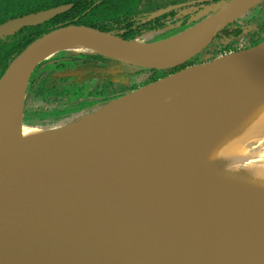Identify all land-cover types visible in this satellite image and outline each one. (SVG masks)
<instances>
[{
  "label": "bare ground",
  "instance_id": "obj_1",
  "mask_svg": "<svg viewBox=\"0 0 264 264\" xmlns=\"http://www.w3.org/2000/svg\"><path fill=\"white\" fill-rule=\"evenodd\" d=\"M213 21L214 17H210L195 24L153 44L149 51L169 55L180 52L198 42ZM64 49L107 53L89 42L67 41L49 48L31 65L19 70L0 94V163H43L79 171L94 182L99 180L119 190L135 210L144 207L151 217L168 221V232L179 230L198 247V242L203 243L205 251L229 259L227 262L232 259L233 264H264V88L249 90L229 83H205L169 92L168 83H164L120 98L61 130L21 126L20 98L32 68ZM204 85L212 89H202ZM110 135L118 154L128 149L143 151L140 147L150 143L148 156L144 153L147 158L141 152L144 158L137 152L132 155L145 160L139 159L138 163L144 164L135 175L117 156L112 158L114 170L97 172L96 166L106 160L101 155L96 157L101 163L93 159L97 143L94 141ZM70 144H74L75 152L79 151L78 157L61 151L72 148ZM109 153L112 155L113 150ZM129 154L127 157L132 159ZM71 156L74 161L69 163ZM192 183L196 190L191 191L189 208L199 196L197 191L205 190L207 194L208 190L214 192L219 188L220 192L213 206L190 219L194 225L188 227L187 222H181L188 213L186 209L176 211L175 201L180 200V193L191 190ZM165 198L167 204L163 202ZM181 203L180 200L178 204ZM153 204L159 205L157 209L163 207L165 214H157L156 207L150 208ZM173 214L179 215L175 222L183 226L174 224Z\"/></svg>",
  "mask_w": 264,
  "mask_h": 264
},
{
  "label": "water",
  "instance_id": "obj_2",
  "mask_svg": "<svg viewBox=\"0 0 264 264\" xmlns=\"http://www.w3.org/2000/svg\"><path fill=\"white\" fill-rule=\"evenodd\" d=\"M262 2L264 0H232L212 8L213 15L206 19L214 17V21L202 38L170 55L150 52L153 42L125 41L88 27L67 26L52 31L13 60L0 79V94L9 87L20 69L31 65L49 48L67 41L89 42L107 53L64 49L56 56L62 52L94 54L116 61L120 67L144 70L164 71L181 67L199 55L227 25ZM71 7L60 6L10 20L0 25V37L41 25ZM171 9L154 13L149 20ZM52 58L37 63L30 72L19 110L21 126L24 125L23 106L31 77L40 64ZM120 67L107 72L122 74L124 70ZM63 74L67 77L75 73ZM164 81H168L169 92L219 82L249 90L264 88V42L189 66L142 88ZM138 90L80 112L75 120L52 131L64 129ZM97 181L99 183L62 165L0 163V264H233L232 259L227 262L229 259H221L200 249L192 243L189 235L179 230L169 233L168 221L149 216L144 207L138 208L142 212L135 210L119 190ZM171 216L176 224L179 215ZM185 220L194 225L192 220L182 222Z\"/></svg>",
  "mask_w": 264,
  "mask_h": 264
},
{
  "label": "flooded vegetation",
  "instance_id": "obj_3",
  "mask_svg": "<svg viewBox=\"0 0 264 264\" xmlns=\"http://www.w3.org/2000/svg\"><path fill=\"white\" fill-rule=\"evenodd\" d=\"M17 1L19 4L18 9L6 11L3 15H0V25L5 24L8 21L16 18H20L34 13L43 12L60 6L72 5V7L65 13L57 15L55 18L41 25L33 26V27H25L12 35L3 36L0 38H4V37L6 38L13 35H18L19 38H22L24 36H30L37 28L41 27L42 25L49 23L53 20H56L57 18L67 13L73 12L75 8L81 3H85V5H92V8H94L95 10L94 13L99 17L109 15L108 14V12H110L109 9L116 5V4L114 5L116 0H17ZM122 1L126 12V16L125 18L123 17V19H126L132 23L134 22L133 24L136 23L135 27L138 28L135 39H145L146 36L153 35L154 37L150 42H154V41L166 39L170 36L186 31L187 29L194 26L198 22L203 21V19H206L208 16L213 15L212 8L218 5L220 6L222 4H226L232 0H122ZM13 2L14 0L0 1V8L6 9L8 5ZM128 8H130V10ZM168 8H172V9L167 13H165L164 15L149 20V18L154 13H158L159 11ZM129 12L130 15L127 16ZM82 16H85V14H83ZM139 23H142L141 27L138 26ZM236 29H239L240 31L235 32ZM222 32L233 34L231 38H233L236 34H238L239 37L231 43L228 49L220 52L218 51L213 52L215 53L216 57L230 54L232 52H238L253 48L256 45H258L256 44V42L260 39L263 42L264 41V2L258 4L256 7L251 8L249 11H247L237 20L227 25L222 31H220L217 34V36L213 39V41L197 56L202 55V53L205 52L207 49L217 50V44H218L217 40L218 39L221 40V38L218 36L219 34L223 35ZM110 33L114 35L119 34L120 37H122L123 35V31L117 32L116 30H112L110 31ZM223 37L224 36H222V38ZM203 61L204 59L200 58L197 60V64ZM89 62L90 63L87 64L88 66H94V67L107 66L108 70H110L111 68L120 67V65H118L117 63L114 62L111 64V62H108L106 60L92 59ZM70 65L71 63L69 64V66ZM80 67H81L80 69L81 74L79 75V77L75 79L76 81L79 82L78 85H82L85 82L91 84L99 80H108V85L111 86L113 84L112 87L113 88L115 87L114 82H112L114 80L113 78L115 77L113 76L114 74L108 73L111 76L99 77L95 74L90 75L89 73L84 72L82 68L84 66H80ZM147 71L148 70H145L144 72ZM124 73H126V70H124L122 74ZM118 75L121 76L122 78L127 79L128 77L130 78L132 75H134V73L124 76H122L121 74ZM73 83L74 80L69 81V85L72 87V89H74ZM67 84L68 83H66L65 85ZM34 85L35 84H33V86ZM86 86L84 87L86 88ZM88 88H90V85ZM89 95L90 96H86V94L84 95V93H81V98L78 100L77 98L74 100L72 96H70V98L67 99L69 96L67 95V97L65 98L66 100L65 102H63V104H60L59 106H55L50 110L44 112L41 110L40 112H38L37 116H39L41 121L44 122L47 120L49 121L59 120L73 112L76 113L77 112L76 110L73 112L68 110L69 109L74 110L78 108L79 104L87 98H91L92 100L102 102L110 99L113 96V95L105 96L106 95L105 90L95 91L94 93H91ZM56 112L58 114H53ZM43 113H47V115H44Z\"/></svg>",
  "mask_w": 264,
  "mask_h": 264
},
{
  "label": "trees",
  "instance_id": "obj_4",
  "mask_svg": "<svg viewBox=\"0 0 264 264\" xmlns=\"http://www.w3.org/2000/svg\"><path fill=\"white\" fill-rule=\"evenodd\" d=\"M114 5H112L114 7H111L109 9L110 11L108 12L109 15L99 17L98 15L94 13L95 10L94 8H92V5H85V3H81L75 8L73 12L67 13L57 18L56 20H53L49 23L42 25L41 27L37 28L30 36H24L22 38H19L18 35H13V36L6 37V38L5 37L0 38V79L3 77L6 70L8 69L10 64L13 62V60L20 53H22L29 45H31L33 42H35L39 38L47 35L48 33L64 28V27H67V26H83V27L92 28L98 31L102 30L101 32H105V33H110V31L112 30H116L117 32L123 31L122 37H120L119 34L118 35L116 34L115 36L125 41L134 40L137 34V31H138L137 30L138 28L135 27L136 23L133 24L134 22L132 23L126 19H123V17L125 18L126 16V12H125L124 4L122 0H116ZM128 9L130 10V8ZM83 14H85V16H82ZM129 15H130V12L127 16ZM138 26L141 27L142 23H139ZM238 31L240 30L239 29L235 30V32H238ZM222 33L223 35L219 34L218 36L221 38V40L220 39L217 40L218 42L217 50L207 49L205 52L202 53V55L193 58L188 63L178 68L164 70V71L148 70L147 72L154 73L152 74V80L149 81L148 83L156 82L159 79L167 77L178 71H181L182 69H185L189 66L197 65V60L200 58L204 59V61L199 64L206 63L208 61L218 58L213 52H217V51L220 52V51L228 49L231 43L239 37L238 34H236L233 38H231L233 34L226 33V32L225 33L222 32ZM222 36L224 37L222 38ZM260 43H262L261 39L256 42V44L258 45ZM92 59L106 60L108 62H111V64L115 62L118 65H120L118 62L105 58L100 55L83 54V53L75 55L70 52H62L60 55L56 56L55 58H52L51 60L45 61L42 64H40L35 70V72L33 73L30 83H33L35 77L38 76V73L44 67L46 70L54 68L55 70L60 71V74H63L66 72L75 73V74H71L70 76L64 77L62 79L57 78L54 80H53V76L51 75L47 77L46 79H44V81L42 82V85L47 83L46 89L51 90V93L53 92L54 94L58 96L69 95V96H72L74 100L76 98L78 100L81 98V93H83V91L89 87V84L87 82L82 84L83 85L82 86V85H78L79 82L75 80L81 74L80 66H84L82 67L84 72L89 73L90 75L95 74L99 77L111 76L107 72L108 70L107 66L106 67L88 66L87 64H89L90 63L89 61ZM70 63L71 65L69 66ZM120 68L123 70H126V73L121 74L122 76L129 75L132 73L134 74L141 73L145 71L144 69H136L130 66H126V67L121 66ZM113 76L121 78V76H119L118 74H114ZM71 80H74V83H73L74 89H72V87L69 85V81ZM58 82L59 84H57ZM66 83L68 84L65 85ZM84 86H86V88ZM102 103H105V101L98 102V101L92 100L91 98H87L79 104L78 108L74 110L69 109L68 111L73 112L76 110L77 112H83L86 110H92L97 104H102ZM43 114L47 115V113H43ZM53 114H58V113L56 112Z\"/></svg>",
  "mask_w": 264,
  "mask_h": 264
},
{
  "label": "rangeland",
  "instance_id": "obj_5",
  "mask_svg": "<svg viewBox=\"0 0 264 264\" xmlns=\"http://www.w3.org/2000/svg\"><path fill=\"white\" fill-rule=\"evenodd\" d=\"M0 1H4V0H0ZM18 8H19L18 1L17 0H14V2L11 3V4H9L6 9L5 8H0V15H3L6 11L16 10ZM153 37H154L153 35H148V36H146L145 39H141V41L142 42H150L153 39ZM153 43H157V41H154ZM152 74H154V73H152V72H141V73H136V74L132 75L130 78L128 77L127 79L126 78H122V77L121 78L120 77H114L113 78L114 80L112 81V82H114V86H115L114 88L112 87L113 84L111 86L108 85V80H99V81H96L94 83L89 84L90 85V88H87L86 90H84L83 93H84V95L86 94V96H88L89 94L94 93L95 91L105 90V93H106L105 96H107V95H113L110 99H108V100L105 101V102H107V101L114 100L117 97L126 95V94H128L130 92H133V91L138 90V89H140V88H142V87H144L146 85H149V84L153 83V82L148 83L149 81L152 80ZM51 75L53 76V80L54 79H57V78H61L62 79V78H64L66 76L65 74H60V71L55 70L54 68L53 69H47L46 70L45 67L38 73V76L35 77L33 83H30L29 84V88H28V91H27V95H26L25 100H24V106H23V108H24V110H23V113H24L23 114V116H24L23 123H24V125L23 126H25V127L30 126L32 128H40V129H43L44 128L43 130H45V131H48V130L49 131H52V130H56V128H59V127L64 126L66 124H69L70 122H72L73 120H75L79 116L80 112H76V113L73 112V113H71V114L67 115L66 117H63V118H61L59 120H53V121L47 120L45 122L44 121H41V119L39 118V116H37L38 115V112H40L41 110L43 112L44 111H47V110H50L51 108H53L55 106H59L60 104H63V102H65V100H66L65 98L67 97V95L58 96V95L54 94L53 92L51 93V90H49V89L47 90L46 89L47 83L44 84V85H42V82L44 81V79H46L47 77H49ZM167 82L168 81H164V82H161L159 84H155V85L149 86L147 88H142V89H140L138 91L142 92L141 90L148 89V88H151V87H154V86H157V85H160V84H164V83H167ZM226 83L227 82H224V83L223 82L210 83L209 86H220V85H224ZM33 84H35V85L33 86ZM57 84H59V82ZM205 86L206 85H204L203 86L204 88L202 87V89H212V88H205ZM90 89H91V91H90ZM134 93H139V92L136 91ZM134 93H132V94H134ZM22 95H23V92H22ZM22 95H21V98H20V105H21V101H22ZM69 98H70V96H68L67 99H69ZM19 117H20V115H19ZM110 136L109 137L107 136L109 139H107V137H99V138L95 139L94 142H97L96 144L94 143L96 145V149L93 150V154H92V151L90 152L93 155V159H95V161L98 160V162L101 163V161H99V159H98L101 156H102L101 157L102 159H105L106 160V161L103 160L105 162L101 163L102 165H97V166H100V167L102 166L101 169H100V167L97 168V166H96L97 172L98 173H102V171L104 170L103 173L104 172L106 173V171L108 172L109 170H111V171L114 170L115 165H113L114 164L113 161L115 160V158L117 156V159H119V160L121 159L122 162L124 163L123 165L127 169H129L133 175H135L134 172H136L138 170H141V167L144 164L143 162L138 163V161H139L140 158H141L140 161H143L144 160L143 159L144 157L141 154L142 153L143 154L144 153L147 154L149 152L148 151V149H149V146L148 145H150V143L147 142L148 143L147 146L140 147V148H142L143 151L139 150L137 152V150H136L137 154H139V155H141L143 157V158L142 157H139V155H138V157H139V159H138L137 156H132L133 154L136 155L135 150H133L134 152H132L130 149H128V150L125 151V153L119 152L121 154H118L117 151H116V148L117 147L114 145V141L112 139V136L111 137ZM105 140H107L106 143H104ZM101 144H103V145H101ZM70 145H67V147L68 146L71 147L72 145H73V147L72 148H69V149H62L61 151L64 152V151L67 150V152H65V153H70V155L73 154L72 156L74 158L76 156L78 157V154H76V152H79V151H76L75 152L74 151V144H72L71 146ZM95 145L92 146V147L94 148ZM101 149H102V153L100 152ZM106 149L108 150L107 153H106V151H107ZM144 149H145V151H144ZM112 150H113V153H112ZM94 151H95V153H94ZM98 151H99V153L97 154L96 152H98ZM129 151L132 152V153H130ZM109 152H111L112 155H110ZM139 152H141V154ZM103 153H106L105 156H104ZM108 153L110 155V158H108L109 157ZM95 154H97V156H94ZM128 154H129V156L131 155V158L132 159H130V157L129 158L127 157ZM146 154H144V156ZM72 156L69 159L70 160L69 163H71L72 161H74L73 160L74 158ZM121 156H122V158H121ZM147 156H148V154H147ZM147 156H145V158H147ZM96 157H98V158H96ZM112 158H114V160H112ZM136 159H138V160L136 161ZM131 160H132V162H131ZM67 161H68V159H67ZM144 162H145V160H144ZM133 163L134 164H137L138 163V164L135 167V165L134 166L132 165ZM103 165H105V166H103ZM130 166H133L134 168L133 167H130ZM137 166H138V168H137ZM108 167H111V168H108ZM131 168H133V169H131ZM99 170H102V171H99ZM123 176H124L123 178H125V177L127 178V174H123ZM191 185H192L191 190L189 192H187V194H186V192H184V193L182 192L183 195H182V193H180L181 195H180V198L179 199L181 200L182 203L181 204H178V203H180V200L175 201L176 211H180L181 212L182 210L186 209L185 212H186V214L188 213V215L186 216L185 219H188V220H190L192 218H196L197 215H198V213H200V212L203 213V212L207 211L209 209V207L213 206L212 203H214V198H216L218 196V194H219L218 192H220V191H218L219 188L217 189V191H214V192L213 191L211 192V191L208 190L209 192L207 191V194L205 193L206 192L205 190H202L201 192L200 191H197L199 196L195 200V203L196 204L194 203L189 208L187 206V203L189 202V199H191V196L193 195L191 193V191H192V189H193V191L196 190V187H193V186H195V184L192 183ZM173 187H176L177 188L178 185L174 186V184H173ZM176 188L175 189L173 188V190L176 191ZM203 192H204V195H203ZM208 193L211 194V195H209ZM169 195H166V196L168 197ZM213 195H214V197H213ZM196 196L197 195L194 194V198ZM201 200H203V201L201 202ZM204 200L206 201V203H205ZM210 200H212V202H210ZM163 202H165L167 204V199L165 198V201H163ZM197 203H199L198 204L199 206L197 205ZM157 204H159V203H157ZM166 204L164 206H166ZM154 205L155 204H153L150 208L156 207V209H157V207L159 206V205H156V206H154ZM193 206H194V209H193ZM203 206H205V207H203ZM184 207H186V208H184ZM187 208H188V211H187ZM204 208H205V211H204ZM136 210L137 211H140V209H138V208ZM163 211H165V210L163 209V207L160 206V208L157 209V214L164 215L165 213ZM190 211H191V214H190ZM164 217L162 216V219H164ZM184 222L185 223L187 222V224H190L189 221H186L185 220ZM184 222H182V224H184ZM177 224L179 226H183L182 224H179V223H176L175 225H177ZM205 226H206V224H204V227ZM199 231H203V230L202 229H199ZM169 233H172V231H169ZM198 244L201 246V247L199 246L200 249L202 248L203 250H206L203 247L204 245H202L203 243L198 242Z\"/></svg>",
  "mask_w": 264,
  "mask_h": 264
}]
</instances>
